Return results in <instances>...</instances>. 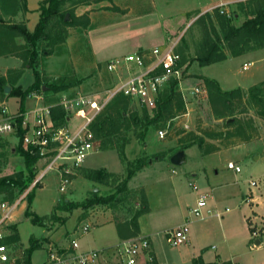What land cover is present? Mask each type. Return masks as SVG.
Listing matches in <instances>:
<instances>
[{
    "label": "rangeland",
    "instance_id": "374dc122",
    "mask_svg": "<svg viewBox=\"0 0 264 264\" xmlns=\"http://www.w3.org/2000/svg\"><path fill=\"white\" fill-rule=\"evenodd\" d=\"M258 1L260 0H154V8L143 17L123 18L118 15L112 18L115 22L108 26L94 27L91 30H88V26L79 24L67 26L65 31L74 38L70 46L64 43L68 36L58 44L51 45L47 41L39 43L41 77L45 85L36 94L46 104L56 102L62 93H91L99 99H105L104 90L113 83V74L106 64L111 58L120 55L109 53L110 50L105 45L120 43L126 54L125 44L128 41L136 47L131 52H137L140 45L147 48L144 50H151L156 46L165 49L174 45V49L182 57L184 68L183 82L178 87L185 102L189 104L190 115L177 117L181 112L159 123L145 139L138 136L137 126H132L129 122L122 123L115 142H108L106 148L101 144L99 151L90 154L83 166L76 170L65 191L59 188L58 173L47 172L43 185L35 189L31 207L44 218V224L31 222L23 216L24 212L14 222L17 224L20 240L15 245L8 246L15 264L26 260V251L32 238L37 239L41 246L31 251V264H43L47 260L50 242L59 249L67 247L72 239L78 240L80 248H97L113 243L118 239L113 228L118 224L122 228L129 226L128 222L135 210L142 205L143 192L149 211L137 218L139 233L131 238L142 235L140 233L147 234L142 236L149 240V235L152 236L159 262L264 264V204L259 208L262 213L256 219L259 222H256V226L261 246L260 243L255 244L256 238L252 237L251 225L255 224L253 217L248 221L249 225L244 217L247 193L261 195L264 200V69H259V66H264V47L244 53L251 56H233L226 47L227 43L223 42L226 59L208 65H200L195 60L208 33L214 32L212 24L217 30L220 29L217 17L221 13L222 2L228 5L231 16L235 14L238 17L235 21L238 25L252 14ZM240 2L244 9L239 6ZM78 6L73 5L71 0L63 9L73 10L80 16L78 21L83 23L84 14H88V11L78 15L81 12ZM66 13L70 14L69 11ZM5 22L2 17L0 48L3 46V39L12 40L25 65L28 42L23 36H18V40L16 35L19 33L5 29ZM79 56V61L84 62L85 68L76 71L73 63H79L76 59ZM245 63L250 65L247 69L243 67ZM22 71H19L20 74ZM32 77L34 78L33 74ZM205 77L216 79L223 90L238 91L225 101V96L215 92L212 101ZM258 84H261L260 88L256 87ZM51 85L59 87L58 91L53 88L48 90L47 86ZM194 85L206 86L207 94L193 96L189 87ZM10 101L11 110L16 111L20 106L19 101L16 97H11ZM109 107L110 104L107 110ZM135 109L139 114L142 112L139 104L135 103L129 106L128 114ZM185 110L187 111V105ZM184 122H187V127L183 125ZM160 128L167 130L164 138L156 133ZM97 138L101 142V138ZM123 142L128 160H149L148 165L138 170L128 182L129 190L121 194L123 201L112 208L98 205L91 209L81 206L72 210L63 209L64 200L83 202L94 190L105 195L118 191L125 179V165L118 147ZM18 145L19 136L0 138V177L25 169ZM182 146L185 147L186 160L181 164H173L167 156L175 149L180 150ZM157 156L164 158L158 160ZM229 161L240 164L241 172L230 170L227 167ZM45 163V159L38 160L37 171ZM102 167H106L110 174L103 183L87 177L88 170ZM253 180L258 182L257 187L250 184ZM193 185L199 189L195 190ZM227 192L231 194L225 196ZM199 194L208 195L205 208L207 218H197L190 213ZM0 199L8 200V197L0 194ZM215 201L218 202V210L230 208L220 219L208 215V209L216 210ZM250 204L253 205L252 202ZM95 211L96 214L105 216L107 213L112 214L116 225L103 223L105 218L96 220ZM189 215V241L178 247L170 245L167 231L185 222ZM58 217H63V221L56 219ZM87 223L91 224L90 230L83 231L82 227ZM7 226L3 229L4 237L9 234ZM150 260L154 261L152 257ZM115 263L120 264L119 259ZM0 264H11V261Z\"/></svg>",
    "mask_w": 264,
    "mask_h": 264
},
{
    "label": "built area",
    "instance_id": "2783aa9c",
    "mask_svg": "<svg viewBox=\"0 0 264 264\" xmlns=\"http://www.w3.org/2000/svg\"><path fill=\"white\" fill-rule=\"evenodd\" d=\"M228 5L220 4L221 13L230 15ZM181 56L171 45L165 49L156 46L153 49L128 53L125 56L111 58L106 66L113 74V83L104 90L105 99H99L91 93L78 92L77 94L62 93L52 104L38 103L30 111L12 113L5 99H0V137L11 133H18L19 126L23 130L21 146L31 153L38 154L46 163L38 170L36 177L29 187L21 193L18 200L13 202L0 199V239L4 238L3 229L17 221L23 214L29 192L43 185V180L49 171H56L59 176V188L65 191L71 183L76 170L83 166L86 158L93 152L100 150L101 142L96 137L92 124L107 103L117 94L123 93L130 98L131 104L138 103L148 110L156 108V97L160 88L170 77L183 81V65H180ZM250 65L244 64L247 69ZM193 96L206 95L207 88L202 85L189 87ZM41 101V96L31 95ZM184 97V96H183ZM185 99V98H184ZM185 110L177 117H188L190 111ZM61 107L65 112V121L55 123L52 118V108ZM21 120L18 121V118ZM73 120V121H72ZM187 127V122L183 124ZM160 138L167 135V130L160 128L156 131ZM39 159V160H40ZM227 167L236 173L241 172L240 164L229 161ZM253 187L257 181H251ZM195 190L199 188L193 185ZM207 194H199L196 204L190 209L191 215L197 218L206 216ZM228 211L229 208H226ZM207 211L210 212L208 209ZM18 213V214H17ZM223 211L215 210V216H222ZM252 237L259 238L256 218H253ZM189 224L185 221L167 231L170 245L178 247L189 241ZM90 223L85 224L83 231H89ZM256 244V243H255ZM150 240L143 236L122 240L114 248L120 264H136L141 252L150 249ZM48 246V245H47ZM253 247V246H252ZM48 258L43 264H102L105 249L81 250L78 240L72 239L65 248H57L50 242ZM11 250L6 243H0V262L15 264L11 257ZM12 259V260H11ZM20 264H27L22 260ZM107 264H117L108 262ZM158 264H166L160 262ZM175 264V263H172Z\"/></svg>",
    "mask_w": 264,
    "mask_h": 264
},
{
    "label": "trees",
    "instance_id": "16d2710c",
    "mask_svg": "<svg viewBox=\"0 0 264 264\" xmlns=\"http://www.w3.org/2000/svg\"><path fill=\"white\" fill-rule=\"evenodd\" d=\"M71 0H42L40 4L41 16L37 22L35 29L30 31L24 24H11L10 29L16 33H19L28 42V54L26 56V63L34 71L35 80L27 88H22L18 85L13 87L9 94L20 97V111H25V101L28 97L34 93L41 91L45 85L42 81V71L40 69L39 61V43L41 41H47V43L58 44L64 42L68 36L65 28L67 26L73 25H84L87 27L90 23V18L88 14H84L85 21L83 23L79 22L80 16H77L75 12L71 9L64 10L65 4ZM73 5L78 6L82 4L98 3L102 0H72ZM112 1V0H109ZM249 1V0H248ZM242 3L240 2L239 6ZM242 9L244 7L240 6ZM113 8H118L114 6ZM70 12L71 18L65 20L66 12ZM218 25L219 28L214 27V32L208 33V37L203 41L200 46L198 53L195 56V60L199 62L200 65H208L218 61L226 59L227 53L222 46L223 42L227 43V49L233 56H238L244 54L255 48L264 47V2L262 0L257 2L254 10L250 16H247L240 24L236 25L235 21L238 17L233 14V16H227L226 14L218 13ZM2 20V18H0ZM180 65H183L182 57L180 60ZM208 90L212 96V101H214L215 92L221 94L224 97V101L227 97L235 95L238 89L233 90H223L220 87L219 82L216 79L205 77L204 78ZM6 83V78L0 76V89L4 90V84ZM179 79L176 77H170L164 85L160 88L156 101L157 106L152 110H148L143 106H139L142 111L140 114L137 109L128 114V108L131 104V100L128 96L123 93L115 95L108 103L110 107L107 110V106L104 110L98 114L95 121L92 124V128L97 137L101 138V144L106 148L109 143L115 142V136L119 131L120 125L122 123L129 122L130 125L137 126L139 128L138 136L141 139H145L147 134H149L152 129L168 119L174 117L176 114L185 111L186 102L179 90ZM261 84L256 87L260 88ZM49 89H55L58 91L59 87L54 85L47 86ZM226 103V102H225ZM52 118L57 124H61L65 121V112L59 107L55 106L52 108ZM21 117L18 118V121ZM21 125L19 126V145L18 152L24 158L25 169L20 170L14 174H9L0 177V194L6 195L8 200L13 202L16 197L24 192L33 179L37 175V162L40 159L38 154H34L24 149L21 146V136L22 135ZM109 142V143H108ZM125 142L121 143L119 147L120 156L125 165V179L119 185L118 191L111 194H101L97 190L92 191V195L87 197L83 202H73V201H63L62 208L72 210L76 207H83L85 209H91L98 205H106L108 207H114L118 202H122L124 197L121 194L126 193L129 190L128 182L134 177L138 170L146 167L149 163L148 158H137L136 160H128L125 149ZM184 146L180 148L184 150ZM179 149H175L170 153L167 158L171 159V156L176 153ZM158 157V158H157ZM156 159L162 160L164 157L157 156ZM154 160V159H152ZM87 177L96 182H104L110 175L106 167L99 169H90L87 172ZM37 187L33 188L27 196V205L24 210L23 216L29 219L35 224H44V218L39 216L35 211L32 210V201L34 197V192ZM142 193V192H141ZM142 205L140 208L135 210L132 215L131 220H129V226L122 228L118 224L117 228L120 236H124L128 239L131 236L139 233V222L137 218L148 212L149 208L146 203V196L143 192L141 194ZM54 216H56L54 214ZM57 217V216H56ZM63 221V217L56 218ZM9 229V234L4 238L0 239V243H6L7 245H15L19 242L20 237L17 229L16 223H11L7 226ZM128 230L127 234L123 231ZM41 246V243L32 238L30 246L26 251V262L31 264L30 254L33 249Z\"/></svg>",
    "mask_w": 264,
    "mask_h": 264
},
{
    "label": "crops",
    "instance_id": "0c3cea01",
    "mask_svg": "<svg viewBox=\"0 0 264 264\" xmlns=\"http://www.w3.org/2000/svg\"><path fill=\"white\" fill-rule=\"evenodd\" d=\"M41 2H42V0H0V18L3 17L6 20V22H5L6 28L5 29H7V28L10 29L11 24H24L28 30L33 31L35 29L37 22L40 19V16H41V10H40ZM146 2H148V3H146ZM153 3H154V0H112V1L102 0L98 3L79 5L78 9H80L81 12L78 13V15H82L83 13H86L85 11H88V16L90 18L88 30H91L94 27L95 28H104V27L108 26L109 24L115 22L112 20V18L117 17L118 15H121L123 18L131 17V16L143 17L145 14H147L150 11L151 8H154ZM94 5H98V6H94ZM114 6H116L118 8L117 9L113 8ZM1 21L2 20H0V22ZM16 36L18 37V36H22V35L18 34ZM18 40H19V37H18ZM73 40H74V38H72L70 35V36H68L67 40L64 43L66 45L70 46L72 44ZM1 43L3 46L0 48V76H3L6 78V83L4 85L9 86L10 89L8 92L5 89L3 91H1V89H0V99H5L9 105L10 111L12 113H17L20 111V106L17 108L16 111H12L10 98L16 97L17 101H19V103H20V97L10 95L9 92L13 87L18 86V85L22 86V88H27L29 85H31L35 80L34 71L32 68H30L28 66L27 63H25V65L23 64L24 59L18 55V52L16 50V47L13 45L12 40H10L9 38H6V39H3ZM126 43L127 44H125V46L127 49V51H126L127 54L132 53L130 50H132L133 48H136V47H133L129 41ZM105 48L107 50H110L109 53H113V54L120 53L119 57L126 55V53H124V51H123L124 46L120 43H114V44L112 43L109 45H105ZM144 49H147V48L140 45V48L138 51H142ZM244 55L251 56V54H249V53L238 55V56H244ZM112 56H114V55H112ZM113 58H116V57H113ZM76 59L79 61L80 56L76 57ZM73 62H74V60H73ZM94 62H98V61H94ZM73 65H74V67H75L74 69H76V71L80 70V68L81 69L85 68L83 61H79V63L77 62L75 64L73 63ZM260 68L264 69V66L261 65V66H259V69ZM20 70H23L22 74H20V72H19ZM15 73H17L16 76H15ZM32 74H33L34 78L32 77ZM24 80H26V81H24ZM31 100H33V103H31ZM36 102L46 103L44 100H41V101L36 100L35 97L30 96L25 101V111H30L29 109L34 107ZM5 136H19V134L18 133H11L8 135H4L0 138H3ZM228 194H231V193L227 192L224 195L227 196ZM250 194L251 193H247L246 198H245L247 200L246 201L247 202V207H246L247 210L244 212V217H245L247 223L251 217L258 219V217H259L258 214L262 213L259 211V208L264 204V200H263V197L261 195H258L255 193H254V195H250ZM250 202H252L253 205H251ZM217 205H218V202L215 201L214 206H216V207L214 209H216V210H218ZM226 208H229V207H226ZM226 208L224 210H218V211H223L221 217H223L224 214L229 212L230 208L228 211L226 210ZM210 212L211 213L208 215H210V216L212 215L213 217H217L219 219L221 218L219 216L213 215L212 210H210ZM94 213L96 214V211ZM101 218H105L102 221L103 223L104 222L110 223L112 225L115 224L113 217H112V214L109 215L107 213L106 216L103 214H101V215L96 214V220H100ZM186 220L187 221L191 220V215H189V218H187ZM256 221H258V220H256ZM190 223H191V221H190ZM248 225H249V223H248ZM173 227H175V226H173ZM173 227H171V228H173ZM113 229L115 231L113 233H115L116 237H118V239L116 241H114L113 243H109V244H106L103 246H99L97 248L84 247V248H80V249L81 250L105 249V252L102 256V264H107L108 262H116L118 257H117V253L114 252L115 250L113 247H115L122 240H124V238H127V237L120 236V233H119L117 227L113 228ZM249 229H250V227H249ZM127 231L128 230L125 229V231H123V233L127 234L128 233ZM140 234L147 235L144 233H140ZM142 235H140V236H142ZM149 237H150V244H151L150 249L141 252V254L139 255V257L137 259L136 264H158V263H160L157 256H156L152 236L149 235ZM258 239H260V238H258ZM259 246H261V241H260ZM151 257H152V259H154V261L150 260Z\"/></svg>",
    "mask_w": 264,
    "mask_h": 264
},
{
    "label": "water",
    "instance_id": "95a60500",
    "mask_svg": "<svg viewBox=\"0 0 264 264\" xmlns=\"http://www.w3.org/2000/svg\"><path fill=\"white\" fill-rule=\"evenodd\" d=\"M69 17H70V14L66 13L65 20H69ZM4 89L8 92L10 87L5 85ZM185 160H186V155H185V150H183V149L178 150L175 154H173L171 156V162L173 164H181V163L185 162ZM259 243H260V240L257 239L256 244H259Z\"/></svg>",
    "mask_w": 264,
    "mask_h": 264
}]
</instances>
